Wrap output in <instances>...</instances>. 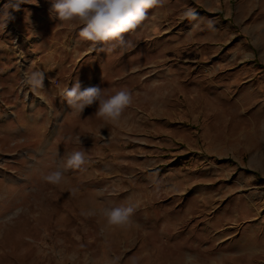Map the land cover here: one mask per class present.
<instances>
[{
  "label": "rangeland",
  "instance_id": "rangeland-1",
  "mask_svg": "<svg viewBox=\"0 0 264 264\" xmlns=\"http://www.w3.org/2000/svg\"><path fill=\"white\" fill-rule=\"evenodd\" d=\"M14 4L0 0V264H264V0H161L128 46L95 47L51 0ZM77 80L133 103L115 125L78 113L61 94ZM77 150L81 169L44 181ZM116 206L130 225L107 224Z\"/></svg>",
  "mask_w": 264,
  "mask_h": 264
},
{
  "label": "clouds",
  "instance_id": "clouds-1",
  "mask_svg": "<svg viewBox=\"0 0 264 264\" xmlns=\"http://www.w3.org/2000/svg\"><path fill=\"white\" fill-rule=\"evenodd\" d=\"M161 0H51V12L56 14V19L72 26H79L80 37L91 42L92 46L115 42L120 46H128L125 34L135 31L146 19L148 11L160 4ZM38 4V0H15L14 7L19 10L21 4ZM194 17L189 11L185 14ZM9 15L8 19H12ZM6 26V24L4 25ZM44 75L42 72L33 71L25 74V83L33 90L43 87ZM68 106L78 113H83L85 108L98 105L96 114L109 124H117L129 106L133 103V96L128 90H120L114 95L105 97L99 86L81 88L77 80L70 88L61 93ZM71 141V137L68 138ZM77 142H81L77 137ZM86 163L83 151L71 152L62 168L46 174L43 179L49 184L59 185L64 179V171L79 170ZM135 209L131 206H116L104 208L103 215L107 224L115 227H126L131 224ZM87 215H95L90 211ZM109 264H120V257L113 256ZM132 264H137L133 259ZM183 264H199V259L193 254H185Z\"/></svg>",
  "mask_w": 264,
  "mask_h": 264
}]
</instances>
